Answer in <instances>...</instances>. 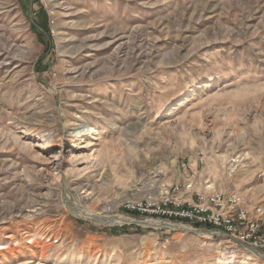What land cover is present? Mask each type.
I'll return each mask as SVG.
<instances>
[{
    "label": "rangeland",
    "instance_id": "obj_1",
    "mask_svg": "<svg viewBox=\"0 0 264 264\" xmlns=\"http://www.w3.org/2000/svg\"><path fill=\"white\" fill-rule=\"evenodd\" d=\"M214 192L264 204V0H0V264H264L151 213Z\"/></svg>",
    "mask_w": 264,
    "mask_h": 264
},
{
    "label": "built area",
    "instance_id": "obj_2",
    "mask_svg": "<svg viewBox=\"0 0 264 264\" xmlns=\"http://www.w3.org/2000/svg\"><path fill=\"white\" fill-rule=\"evenodd\" d=\"M178 192L177 188L173 190V194ZM148 207L127 206L140 215L149 212ZM151 213L164 220L205 227L212 235H225L264 254V204L247 205L237 193L201 194L185 205L175 196L165 197Z\"/></svg>",
    "mask_w": 264,
    "mask_h": 264
},
{
    "label": "trees",
    "instance_id": "obj_3",
    "mask_svg": "<svg viewBox=\"0 0 264 264\" xmlns=\"http://www.w3.org/2000/svg\"><path fill=\"white\" fill-rule=\"evenodd\" d=\"M39 15H40L41 18H43V19L47 18L46 15H45L44 13H42V12H40ZM45 23H46V20H45ZM128 212H131V213H133V214H136L137 216H138V215L140 216V213H138V212H136V211H133V212H132V211H128ZM116 231H118V229H112V230H109V232H111V233H114V232H116Z\"/></svg>",
    "mask_w": 264,
    "mask_h": 264
},
{
    "label": "water",
    "instance_id": "obj_4",
    "mask_svg": "<svg viewBox=\"0 0 264 264\" xmlns=\"http://www.w3.org/2000/svg\"><path fill=\"white\" fill-rule=\"evenodd\" d=\"M94 220H96V219L94 218ZM237 243H238V242H237ZM238 244H240V243H238ZM240 245H242V246H244V247L248 248L247 246H245V245H243V244H240ZM254 252H255V253H257V254H259V253H260V252H257V251H255V250H254ZM261 254H262V253H261ZM262 256L264 257V254H262Z\"/></svg>",
    "mask_w": 264,
    "mask_h": 264
},
{
    "label": "bare ground",
    "instance_id": "obj_5",
    "mask_svg": "<svg viewBox=\"0 0 264 264\" xmlns=\"http://www.w3.org/2000/svg\"><path fill=\"white\" fill-rule=\"evenodd\" d=\"M3 248L2 247H0V250H2Z\"/></svg>",
    "mask_w": 264,
    "mask_h": 264
}]
</instances>
